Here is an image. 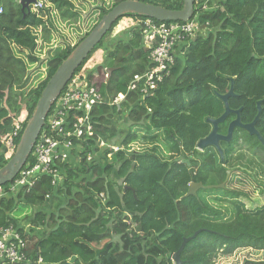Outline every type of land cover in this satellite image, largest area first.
Returning <instances> with one entry per match:
<instances>
[{
	"label": "trees",
	"instance_id": "16d2710c",
	"mask_svg": "<svg viewBox=\"0 0 264 264\" xmlns=\"http://www.w3.org/2000/svg\"><path fill=\"white\" fill-rule=\"evenodd\" d=\"M21 1L0 0V169L14 156L6 150L4 138L20 116L27 113L25 123L29 121L42 91L73 49L104 15L126 0L98 6L92 29L73 46L62 42L47 59L37 55L38 32L44 34L45 44L51 41V30L56 29L51 10L68 23L83 21L82 13L72 0H46L45 8L32 6L30 12L22 10ZM138 1L170 10H181L184 3ZM203 1L207 7L195 4L194 14L201 33L178 48L170 73L150 95L143 94L142 86L129 90L135 75L155 68L141 29L122 31L110 49L105 48L108 53L96 69L97 76L89 73L90 84L102 97L91 113L93 136L81 141L82 146L77 145L59 166L58 183L43 175L29 192L13 195L12 183L0 187L4 191L0 232L12 229L26 239L27 261L22 264H174L173 256L184 239L198 231L181 253L182 264H215L219 255L233 256L240 249L264 253V205L248 209L241 200L247 195L227 187L187 196L192 183L223 185L228 171H243L264 195V147L257 137L237 128L233 140L221 144L224 162L213 146L197 149L212 131L207 119L219 118L225 111L215 93L226 94L231 78L237 97L229 103L232 109L243 108V123L255 119L257 102L264 100V0ZM123 19L147 18H120L92 53L103 48ZM92 53L77 73H85ZM40 65L47 73L34 79L32 70ZM108 69H113L110 78L97 83L98 74ZM121 94L124 99L116 103ZM234 119L235 115L229 116L219 132L226 135ZM257 129L264 137V102ZM240 144L247 154L245 158L241 150L239 159L249 161L235 169L229 164ZM27 164H34L32 155ZM212 195L218 196L214 203L208 200ZM223 198L233 203L231 214L221 208ZM47 204H52L51 215L40 212ZM29 212L38 231L31 243L19 227Z\"/></svg>",
	"mask_w": 264,
	"mask_h": 264
},
{
	"label": "built area",
	"instance_id": "2783aa9c",
	"mask_svg": "<svg viewBox=\"0 0 264 264\" xmlns=\"http://www.w3.org/2000/svg\"><path fill=\"white\" fill-rule=\"evenodd\" d=\"M45 4L46 0H37L34 10L45 8ZM195 4L203 5L204 9L207 7L203 0H195ZM135 26L141 29L145 48L149 50V59L155 68L135 75L129 90H138L142 86L141 90L147 96L157 90L164 77L170 73L178 48L193 41L201 33L202 27L194 16L187 23H157L152 19L132 21L130 27ZM88 71L87 63L85 73H77L58 98L33 149L34 164H27L10 186L13 195L21 190L31 191L43 175L51 176L53 184L58 183L61 179L59 166L69 159L77 145L82 146L81 141L93 136L91 113L96 105L102 103V97L97 87L90 84ZM124 97L119 95L115 102L122 101ZM76 113L82 115L75 117ZM26 118L25 115L20 116L15 129L4 138L6 150L10 154L16 151V139L23 134ZM113 149L118 151V148ZM91 158L89 154L88 161ZM101 197L104 198V195ZM27 249L28 243L19 233L12 229L0 232V264L25 263Z\"/></svg>",
	"mask_w": 264,
	"mask_h": 264
},
{
	"label": "water",
	"instance_id": "95a60500",
	"mask_svg": "<svg viewBox=\"0 0 264 264\" xmlns=\"http://www.w3.org/2000/svg\"><path fill=\"white\" fill-rule=\"evenodd\" d=\"M36 3L37 0H22L20 2L22 10H27L29 12L31 6ZM194 14L195 0H184L183 8L181 10H170L159 5L145 3L138 0H126L104 15L88 36H86L73 49L72 53L61 64L42 91L37 106L26 125L14 156L7 165L0 169V187L13 183L20 171L25 167L32 155L33 149L46 124V119L55 102L75 76L78 69L83 65L96 46L100 44L120 18H124L127 15H138L147 19L156 20L160 23H187L193 18ZM112 71L113 69L107 70L109 78ZM230 81V89L226 94L215 93L224 103L225 111L223 115L216 119H207V122L212 125V131L207 137L200 140L197 145V149L200 151H203L210 146L215 147L222 161L225 159V154L221 147V143L231 142L237 128L243 129L251 136L257 137L264 147V137L257 129V124L263 115L264 100L257 102L258 113L255 119L251 123H243L241 118L243 108L238 110L232 109L229 103L231 98L237 97L235 92V79L231 78ZM231 115H235V119L229 124L227 134L223 135L219 132L220 125L225 123L227 118ZM230 175L231 171L227 173L226 182L221 186H204L202 183H192L187 196H197L198 190L201 189L211 190L214 188H225V184ZM200 233L201 231H198L193 237L184 239L180 250L173 256L174 264H182V251L185 249L186 245L191 240L195 239Z\"/></svg>",
	"mask_w": 264,
	"mask_h": 264
},
{
	"label": "rangeland",
	"instance_id": "374dc122",
	"mask_svg": "<svg viewBox=\"0 0 264 264\" xmlns=\"http://www.w3.org/2000/svg\"><path fill=\"white\" fill-rule=\"evenodd\" d=\"M75 4V7L78 11L82 13L83 21H79L78 23H71V22H64L59 17V14L55 10H51V15L53 17L54 24L56 25V29L51 30V41L48 42V44H45L44 41V34L42 32H38V40H39V46L37 49V55L41 58L47 59L49 56V53H51L52 50L59 48L62 46V42L66 43L69 42L72 46L76 44V42L79 40V38L83 37L88 31L92 29V26L97 22L99 17V11L97 10L98 6L103 5V3L106 4V6H111L113 0H72ZM210 0H208L209 2ZM127 20L123 19L120 24L117 26L114 34L110 35L106 39V43L98 51H95V53H92L93 56L89 59L90 61L88 64L90 67L94 68L95 70L98 67V64H96V61L98 60V63L102 65L104 58L106 57L108 50L105 51V48L110 49V45L112 44L113 38H116V35L122 33V25L125 23L127 25ZM129 30V29H128ZM62 41V42H61ZM45 61V60H44ZM88 66V65H87ZM32 72L35 75V78H38L39 75H44L47 73L46 67L39 66L38 68H34ZM107 74L101 73L98 74V77L96 79L97 83H102L107 78ZM31 90V86L29 88ZM25 116H28L27 113L24 114ZM244 151L245 158H246V147L240 146L237 147V154L234 156V158L231 160L230 164L232 167H235V169H242L241 167L245 165V163H248V159L244 160L239 159L240 152ZM264 158V156H262ZM244 169V167H243ZM249 171V170H248ZM250 172V171H249ZM254 175L257 174L256 170L253 173ZM228 189L241 192L246 197H242V201L246 204V207L248 209H254L256 207L264 205V195H262L261 189L258 187V183H256L252 178L247 176L243 171H237L231 173L229 180L227 181L226 186ZM4 191L0 189V195ZM264 194V193H263ZM217 198V195L208 196V200H210L211 203H214L213 199ZM224 201H222L221 208L222 209H229L230 214L232 210L233 203L231 201H228L227 198H223ZM52 205V204H51ZM50 204H47L45 209H41L40 212L46 213L48 215L52 214V208ZM32 215V216H30ZM29 216V218L27 217ZM22 221L19 224V227L24 230V233L26 232L29 235L36 236L38 234L37 228L33 225V213L29 212L28 215L24 214L22 216ZM251 260V261H264V253L263 252H257L253 249H240L236 253L233 254V256H227L224 254L219 255L214 263L215 264H243L245 261Z\"/></svg>",
	"mask_w": 264,
	"mask_h": 264
},
{
	"label": "crops",
	"instance_id": "0c3cea01",
	"mask_svg": "<svg viewBox=\"0 0 264 264\" xmlns=\"http://www.w3.org/2000/svg\"><path fill=\"white\" fill-rule=\"evenodd\" d=\"M33 5H35V4H33ZM33 5H32V6H33ZM132 21H133L132 19H131V20L128 19V21H126V22H127V25H126L125 27L122 26L121 30L123 31V30H125V28H127V27L129 28V27L131 26V24H132ZM61 42H62V41H61ZM96 64H98V67L100 66V64L98 63V60L96 61ZM93 69H94V68L90 67V65H89V71H88V72H89V73H90V72L94 73ZM96 74H97V73H95V75H96ZM95 75H94V77H95ZM26 236H27V238L30 239L29 241H30V243H31V238L34 237V235H29V234L26 233ZM36 236H38V235H36Z\"/></svg>",
	"mask_w": 264,
	"mask_h": 264
},
{
	"label": "clouds",
	"instance_id": "9594fccd",
	"mask_svg": "<svg viewBox=\"0 0 264 264\" xmlns=\"http://www.w3.org/2000/svg\"><path fill=\"white\" fill-rule=\"evenodd\" d=\"M33 6H34V5H33ZM31 7H32V6H31ZM126 20L128 21V19H126ZM122 26L125 27L126 24L124 23ZM131 28H132V27H129V28L127 27V28H125V30H126V29H131ZM123 31H124V30H123ZM89 61H90V60H89ZM93 71H94V75H95V73H97V72H96L95 69H93ZM76 74H77V72H76ZM76 74H75V75H76ZM106 74H108L107 71H106ZM95 76H97V74H96ZM107 76H108V75H107ZM107 79H109V76L107 77ZM62 93H63V92H62ZM121 95H122V94H121ZM57 100H58V99H57ZM56 102H57V101H56ZM56 102H55V104H56ZM55 104H54V105H55ZM53 107H54V106H53ZM53 107H52V109H53ZM52 109H51V111H52ZM51 111H50V112H51ZM49 114H50V113H49ZM48 116H49V115H48ZM47 120H48V117H47V119H46V123H47ZM27 123H28V122H26L25 125H27ZM45 125H46V124H45ZM44 127H45V126H44ZM25 128H26V127H25ZM43 129H44V128H43ZM24 130H25V129H24ZM23 132H24V131H23ZM22 135H23V134H22ZM21 137H22V136H21ZM221 144H222V143H221ZM16 149H17V148H16ZM203 151H204V150H203ZM15 152H16V151H15ZM32 153H33V152H32ZM14 154H15V153H14ZM32 156H33V155H32ZM224 160H225V159H224ZM221 161H222V160H221ZM223 162H224V161H223ZM27 163H28V162H27ZM228 172H229V171H228ZM231 173H232V172H231ZM228 180H229V179H228ZM226 184H227V183H226ZM198 191H199V190H198ZM197 193H198V192H197ZM24 239H25V238H24ZM27 251H28V249H27Z\"/></svg>",
	"mask_w": 264,
	"mask_h": 264
}]
</instances>
